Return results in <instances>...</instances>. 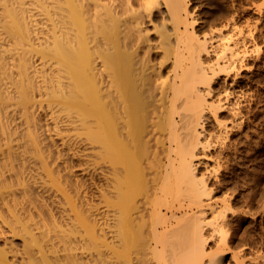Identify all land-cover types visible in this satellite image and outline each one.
Wrapping results in <instances>:
<instances>
[{
    "label": "bare ground",
    "instance_id": "1",
    "mask_svg": "<svg viewBox=\"0 0 264 264\" xmlns=\"http://www.w3.org/2000/svg\"><path fill=\"white\" fill-rule=\"evenodd\" d=\"M26 3L0 0V235L23 245L6 240L0 264H223L203 206L231 151L214 84L238 53L220 62L190 0H34L46 30ZM62 113L104 161L100 216L74 169L85 143L50 133Z\"/></svg>",
    "mask_w": 264,
    "mask_h": 264
},
{
    "label": "rangeland",
    "instance_id": "2",
    "mask_svg": "<svg viewBox=\"0 0 264 264\" xmlns=\"http://www.w3.org/2000/svg\"><path fill=\"white\" fill-rule=\"evenodd\" d=\"M26 2L32 13L36 14L40 28H51L53 22L47 11L37 7L34 0ZM190 6L206 25L201 35H212L210 44L217 52L223 53L220 62L236 58L237 53L242 59L235 63L237 68L229 73L221 72V79L214 84L215 97L224 101L228 98L232 103L231 109L220 115L229 125L231 151L228 155H221L222 165L210 182L214 190L211 196L204 197L212 203L203 206L206 220L211 222L205 227L207 249L213 251L221 246V233L214 228L220 223L227 231L223 264H264V0H190ZM50 12L53 13L54 9ZM147 23H151L150 31H155V24L159 21L156 18L151 21L147 17ZM224 46L227 49L222 51ZM232 51L235 55H232ZM217 52H213L211 57H216ZM45 102H42V106ZM47 105L43 106L45 110L38 108L37 112L42 110L45 113L48 110L50 114L51 108L48 109ZM235 111H239L236 117ZM49 114L43 118V124H54ZM63 114L64 121L58 123L62 125V132L52 130L51 135L59 144L64 138L82 142L78 138L77 124L65 121L67 118ZM45 118H49L48 121ZM85 144L74 156L82 159L74 169L88 181H95V194L91 196L90 203L94 206L96 216H100L106 208L103 195L104 161L97 157L96 146ZM206 159L211 167L212 158ZM225 203H229L230 208ZM222 207L226 208V212ZM221 210L225 214L220 213ZM4 229L5 232L0 235V247L7 245L6 240L13 239L22 248V237L14 236L6 224ZM208 256H205V260H209ZM147 257H150V264L158 261L154 256Z\"/></svg>",
    "mask_w": 264,
    "mask_h": 264
}]
</instances>
